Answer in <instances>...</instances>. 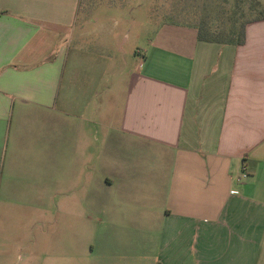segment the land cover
I'll list each match as a JSON object with an SVG mask.
<instances>
[{
	"label": "crops",
	"instance_id": "obj_1",
	"mask_svg": "<svg viewBox=\"0 0 264 264\" xmlns=\"http://www.w3.org/2000/svg\"><path fill=\"white\" fill-rule=\"evenodd\" d=\"M85 4L0 0V229L25 217L32 237L13 243L37 246L60 213L91 236L20 259L264 264V20L242 46L161 24L140 66L104 90L115 32L80 23Z\"/></svg>",
	"mask_w": 264,
	"mask_h": 264
},
{
	"label": "rangeland",
	"instance_id": "obj_2",
	"mask_svg": "<svg viewBox=\"0 0 264 264\" xmlns=\"http://www.w3.org/2000/svg\"><path fill=\"white\" fill-rule=\"evenodd\" d=\"M237 1H240L242 5L235 9L239 20L237 25L240 26L253 17L248 4L245 2L246 0L244 2L241 0H112L111 2L98 0V6L94 9L86 0V9L81 13L80 23L85 21L82 23L83 25H91L94 21L102 20L106 27L107 24H111L115 32L113 42L117 52L116 56L114 55L110 72L104 74V79L109 81L108 84L104 82L106 83L104 90L106 86H111L115 79L125 78L127 74L140 66L143 57L138 52L147 53L151 48L150 41L160 40L157 30L159 25L172 23L192 27L190 25H193L194 22L206 17L211 20L216 19L220 24H224L225 29H229L231 23L226 11H229ZM260 1L264 2V0ZM114 19L117 20V25H115ZM54 204L57 211V207L63 205V198H55ZM14 218L20 220L17 216ZM55 219L54 228H47L48 226L40 223L36 229L34 236L39 239V245L28 246L27 248L23 246V249L15 246L13 242L19 230L26 239L32 237L29 221L24 217L23 224L15 226V221L6 219L5 222L8 223L0 229V255H6L7 259L0 264H25V260H21L20 255L46 254L45 241L47 239H55L56 241L61 240L62 237L71 239L74 237L73 233L76 232H81L85 237L84 239H91L87 230H65L62 214L56 213ZM54 248L55 253L62 252L61 245H55Z\"/></svg>",
	"mask_w": 264,
	"mask_h": 264
},
{
	"label": "trees",
	"instance_id": "obj_3",
	"mask_svg": "<svg viewBox=\"0 0 264 264\" xmlns=\"http://www.w3.org/2000/svg\"><path fill=\"white\" fill-rule=\"evenodd\" d=\"M244 2V0H241ZM246 4L252 13V18L242 23L240 26L237 25L238 17L235 9L241 7L240 1H237L235 5L231 6L229 11H226L228 19L231 25L229 29L223 27L224 24H220L216 19L211 20L206 17L201 18L199 21L190 25L197 29L198 40L208 43H218L224 45L242 46L246 42V28L249 24L263 21L264 20V2L260 0H246ZM244 4V3H243Z\"/></svg>",
	"mask_w": 264,
	"mask_h": 264
},
{
	"label": "built area",
	"instance_id": "obj_4",
	"mask_svg": "<svg viewBox=\"0 0 264 264\" xmlns=\"http://www.w3.org/2000/svg\"><path fill=\"white\" fill-rule=\"evenodd\" d=\"M242 176L245 178V177H247L248 175L244 173Z\"/></svg>",
	"mask_w": 264,
	"mask_h": 264
}]
</instances>
